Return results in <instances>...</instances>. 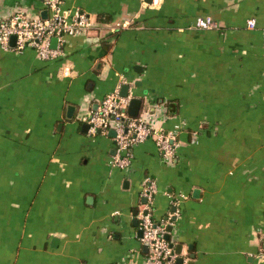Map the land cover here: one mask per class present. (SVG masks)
Segmentation results:
<instances>
[{
    "label": "crops",
    "instance_id": "obj_1",
    "mask_svg": "<svg viewBox=\"0 0 264 264\" xmlns=\"http://www.w3.org/2000/svg\"><path fill=\"white\" fill-rule=\"evenodd\" d=\"M63 8L94 28L67 36L59 58L0 46V264H144L147 178L155 221L172 215L175 264H264V0ZM17 11L48 16L42 0H0V21ZM206 15L217 29L195 26ZM126 86L154 128L180 125L173 158L150 137L124 170L111 130L79 119Z\"/></svg>",
    "mask_w": 264,
    "mask_h": 264
},
{
    "label": "built area",
    "instance_id": "obj_2",
    "mask_svg": "<svg viewBox=\"0 0 264 264\" xmlns=\"http://www.w3.org/2000/svg\"><path fill=\"white\" fill-rule=\"evenodd\" d=\"M48 11L46 18L29 16L17 11L0 21V46L7 50L24 51L28 47L36 50L42 60H55L63 54V44L67 36L87 35L94 23L82 12L70 13L63 8L64 0H42ZM124 26V25H123ZM195 26L199 29H217L219 23L211 16H198ZM248 26H256L254 19L248 20ZM15 36V45L11 46V37ZM57 39V45L52 40ZM132 96H121L116 90L104 97L97 109H87L79 119L89 125L92 135L107 134L114 130L116 155L113 163L124 170H129L132 164V148L154 137L163 157L173 158L179 147L178 133L180 125L176 124L171 130H157L142 117H132L128 114V106ZM158 192L157 183L147 178L141 190V197L145 200L143 209L138 215L142 230L141 243L147 248L144 264H175L177 253L171 240L166 239L171 217L161 220L154 219V204ZM264 260V251L260 253Z\"/></svg>",
    "mask_w": 264,
    "mask_h": 264
},
{
    "label": "water",
    "instance_id": "obj_3",
    "mask_svg": "<svg viewBox=\"0 0 264 264\" xmlns=\"http://www.w3.org/2000/svg\"><path fill=\"white\" fill-rule=\"evenodd\" d=\"M46 14H47V11H45L43 13V16L46 17ZM15 41H16V37L15 36H12L11 37V41H10L11 46H14L15 45ZM123 90L124 91H123L122 95L123 96H127L128 95V86L124 87ZM141 106H142V99L141 98H138V97H133L131 99L130 104H129V107H128V114L130 116H132V117H138L139 116V113H140V110H141ZM86 127H89V125L87 124ZM110 134L113 135V136H115L116 135V132L114 130H111L110 131ZM137 223L138 222H136V220H135V224H137ZM171 229H172V226L169 225L168 226V230L170 231ZM142 234H143L142 233V230H140L139 231V236L142 237ZM166 239H169V235L168 234H166ZM146 249L147 248L145 247V250ZM176 252L177 253H180L181 252V245H177ZM177 263L182 264V259L179 258L178 261H177Z\"/></svg>",
    "mask_w": 264,
    "mask_h": 264
}]
</instances>
